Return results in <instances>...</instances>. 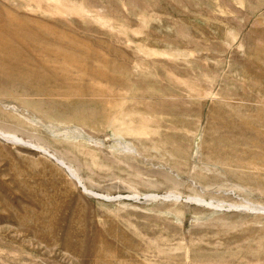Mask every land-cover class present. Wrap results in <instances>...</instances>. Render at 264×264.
<instances>
[{"label": "rangeland", "instance_id": "374dc122", "mask_svg": "<svg viewBox=\"0 0 264 264\" xmlns=\"http://www.w3.org/2000/svg\"><path fill=\"white\" fill-rule=\"evenodd\" d=\"M264 0H0V264H264Z\"/></svg>", "mask_w": 264, "mask_h": 264}, {"label": "water", "instance_id": "95a60500", "mask_svg": "<svg viewBox=\"0 0 264 264\" xmlns=\"http://www.w3.org/2000/svg\"><path fill=\"white\" fill-rule=\"evenodd\" d=\"M261 209H263V208H261ZM264 210V209H263Z\"/></svg>", "mask_w": 264, "mask_h": 264}]
</instances>
